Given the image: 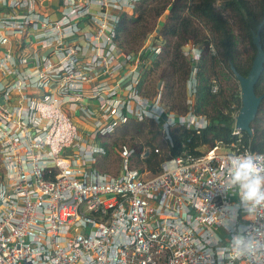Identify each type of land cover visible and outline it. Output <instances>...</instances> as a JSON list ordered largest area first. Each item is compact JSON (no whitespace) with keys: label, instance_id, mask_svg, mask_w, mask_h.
Listing matches in <instances>:
<instances>
[{"label":"built area","instance_id":"obj_1","mask_svg":"<svg viewBox=\"0 0 264 264\" xmlns=\"http://www.w3.org/2000/svg\"><path fill=\"white\" fill-rule=\"evenodd\" d=\"M143 1L61 0L52 20L36 8L42 0H0V264H206L214 233L217 247L229 245L213 211L239 196L218 183L229 156L264 155V142L253 151L234 123L230 143L184 146L157 174L133 165L134 148L103 146L132 121L155 123L168 148L177 129L200 136L211 125L195 111L203 44L183 48L185 112L167 107L163 82L144 96L166 40L153 32L137 53L117 40L122 16ZM221 86L211 79L213 94ZM156 107L164 115L150 119ZM112 152L121 161L115 175L97 168ZM151 152L145 147L140 160ZM246 216L239 227L264 224ZM234 264H264V256Z\"/></svg>","mask_w":264,"mask_h":264},{"label":"trees","instance_id":"obj_2","mask_svg":"<svg viewBox=\"0 0 264 264\" xmlns=\"http://www.w3.org/2000/svg\"><path fill=\"white\" fill-rule=\"evenodd\" d=\"M166 10L169 12L168 20L161 30V36L166 40L161 56H164V59L157 60L145 75L143 94L146 97L152 96L157 83L163 82V98L167 107L185 112L186 81L190 73V62L184 55L183 47L189 42L195 45L203 44L205 50L199 65L195 111L206 115L211 120V125L200 136L185 128L177 129L172 134L173 146L168 148L162 141L165 145L162 155L154 153L155 147H158L154 141L160 135L155 123L132 121L121 127L116 134L127 133L132 128L138 134L151 135V139L146 140L145 144H132L130 148L136 150L138 164H145L153 174L159 173L162 162L180 154L184 146L195 149L216 141L230 143L234 139L233 107L239 112L242 103L240 86L231 66L242 75H248L256 54L253 36L259 29L260 42L264 49V0H144L136 6L133 15L122 16L117 35L120 47L127 52L139 49L146 33L155 26ZM200 25L211 33V38L202 33ZM240 43H244L247 48L245 57L239 51ZM211 45L216 54L211 52ZM219 75L225 78L228 88L224 90L221 86L219 94H213L211 79ZM147 79L151 80L148 84ZM255 92L264 97V71ZM263 104L264 98L252 123L254 133H243L245 142L253 151L258 152L262 151L264 142V119L259 117ZM125 140L126 138L124 144L127 143ZM103 146L117 147L115 141L112 144L105 142ZM145 147H149L152 152L141 161L140 155Z\"/></svg>","mask_w":264,"mask_h":264},{"label":"clouds","instance_id":"obj_3","mask_svg":"<svg viewBox=\"0 0 264 264\" xmlns=\"http://www.w3.org/2000/svg\"><path fill=\"white\" fill-rule=\"evenodd\" d=\"M164 112L163 108L156 107L149 112V117L158 120ZM228 160L225 179L218 183L219 190L237 193L239 203L226 202L213 211L216 226L230 234L231 239L227 247H217L221 241L214 233V238L209 241L212 247L206 253V264H216L213 257H218L220 261L227 259L229 264H234L245 258L255 261L258 256H264V224L252 228L238 226L241 211L247 214L249 220L264 218V155L248 152L229 156Z\"/></svg>","mask_w":264,"mask_h":264},{"label":"water","instance_id":"obj_4","mask_svg":"<svg viewBox=\"0 0 264 264\" xmlns=\"http://www.w3.org/2000/svg\"><path fill=\"white\" fill-rule=\"evenodd\" d=\"M260 29L253 36L256 54L247 76L242 75L234 66L231 71L240 86L241 109L236 117L235 127L243 133L252 135V123L257 117L263 96H258L255 87L264 71V49L261 45Z\"/></svg>","mask_w":264,"mask_h":264},{"label":"rangeland","instance_id":"obj_5","mask_svg":"<svg viewBox=\"0 0 264 264\" xmlns=\"http://www.w3.org/2000/svg\"><path fill=\"white\" fill-rule=\"evenodd\" d=\"M168 14L169 12L166 10L162 15L161 17L158 19V21L156 22L155 26L150 30L148 31L146 34V37L144 38V41L142 42V45L141 47L137 50H134L135 53L141 51L145 45V42H146V39H147V36L150 35L151 33L153 32H156V34H160L164 24L167 22V18H168ZM202 30V33L204 35H206L207 37L211 38L212 35L211 33L204 29L203 26H199ZM185 49H188L186 47V45L183 47ZM184 51V50H183ZM239 51L243 54V56L245 57L246 54H247V48L245 46L244 43H240L239 44ZM131 52V51H130ZM164 57V56H163ZM162 57V58H163ZM161 58V59H162ZM164 59V58H163ZM162 59V60H163ZM151 78V77H150ZM220 82H221V85H222V88L224 90H226L228 88V83L226 82L225 78L222 77L221 75L218 76ZM151 80L150 79H147V84L150 82ZM186 104V103H185ZM176 112H179V113H182L178 110H174ZM260 119H264V104H263V107H262V112L261 114L259 115ZM261 124V123H260ZM125 134H127L126 136H124ZM111 139H107V143L108 144H112L114 141L116 142V145L117 147H123V146H126V147H130L132 144H145L146 143V140H149L151 139V135H146L145 133L144 134H138L135 130H133L131 128V130L129 132H123L122 133H118L116 135H114L113 137H110ZM124 138H126V144L123 143L124 141ZM154 144L161 147L162 150L165 151V145L164 143L162 142V138L160 135L157 136L156 138V141H154ZM136 151V150H135ZM133 165L137 168H141V167H144L143 165L141 164H138V161H137V156H135L133 158ZM120 159L119 157H117V155L115 153H111L110 156H108L107 158H103V159H100L98 161V165H97V168L100 170V171H103V172H107L109 173L110 175H115L117 174V172L119 171L120 169Z\"/></svg>","mask_w":264,"mask_h":264},{"label":"crops","instance_id":"obj_6","mask_svg":"<svg viewBox=\"0 0 264 264\" xmlns=\"http://www.w3.org/2000/svg\"><path fill=\"white\" fill-rule=\"evenodd\" d=\"M36 8L39 9L42 14L52 20H57L62 14L61 0H42V2L39 4V6H36Z\"/></svg>","mask_w":264,"mask_h":264}]
</instances>
